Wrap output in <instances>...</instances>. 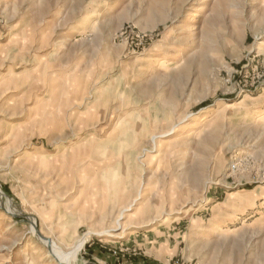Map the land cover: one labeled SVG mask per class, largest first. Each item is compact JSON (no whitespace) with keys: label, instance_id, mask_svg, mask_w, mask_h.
<instances>
[{"label":"rangeland","instance_id":"obj_1","mask_svg":"<svg viewBox=\"0 0 264 264\" xmlns=\"http://www.w3.org/2000/svg\"><path fill=\"white\" fill-rule=\"evenodd\" d=\"M256 112L264 0H0V264H264Z\"/></svg>","mask_w":264,"mask_h":264},{"label":"bare ground","instance_id":"obj_2","mask_svg":"<svg viewBox=\"0 0 264 264\" xmlns=\"http://www.w3.org/2000/svg\"><path fill=\"white\" fill-rule=\"evenodd\" d=\"M258 7V5H256L255 7H254V9H256ZM207 15H209V14H205L204 15V18H203V20H201L200 22H198V23H195V24H189V25H187L186 26V28H185V32L186 33H188L189 34V45L191 46V47H195V46H197L198 44H199V37H200V35L201 34H203L206 30H207V23H206V18H207ZM247 95L243 98V99H241L240 101H239V103H244V102H246L247 101ZM209 117H206V118H204L205 120V122L204 123H207V121H209V119H208ZM208 119V120H207ZM253 121H259V120H264V112H256V113H254L253 115H252V118H251ZM207 120V121H206ZM200 122V121H199ZM199 122H193L190 126H189V129H187V131H185L183 134H181L178 138H177V141L178 140H185V139H187L190 135H191V133L195 130V128H197V127H199ZM184 156H185V158L186 157H189L190 156V151L189 150H187V151H185V154H184ZM236 193V192H235ZM231 196L232 195H234L233 193L232 194H230ZM260 196V193H259V191L258 192H255V194L253 195V196H251L250 198H247L245 201H248V202H252V203H254L257 199H258V197ZM209 202V198L207 197V196H204V197H202V198H200L199 200H198V202H197V206H203V205H205V204H207ZM243 209V208H242ZM231 211H229V212H227L226 214H227V216L226 217H228V216H231ZM225 227L224 226H222V225H216V226H214L213 227V230H212V232L213 233H217V232H223V231H225ZM38 232V231H37ZM212 233V234H213ZM38 235V234H37ZM39 236H41L43 239H44V241H48V238L46 237V236H43V235H41V232H39ZM50 247L53 249V253H54V257L58 260V261H60L61 263H63V264H66V263H68V258H69V255L70 254H66V255H63L62 254V251L59 249V248H57L56 249V247L54 248V245H50Z\"/></svg>","mask_w":264,"mask_h":264},{"label":"built area","instance_id":"obj_3","mask_svg":"<svg viewBox=\"0 0 264 264\" xmlns=\"http://www.w3.org/2000/svg\"><path fill=\"white\" fill-rule=\"evenodd\" d=\"M115 253H117V252L115 251Z\"/></svg>","mask_w":264,"mask_h":264}]
</instances>
